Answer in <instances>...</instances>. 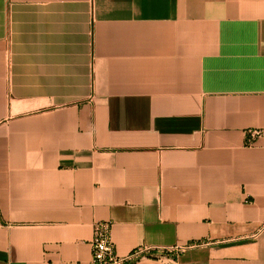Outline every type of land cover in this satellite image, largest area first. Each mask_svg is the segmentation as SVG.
<instances>
[{"label": "crops", "instance_id": "0c3cea01", "mask_svg": "<svg viewBox=\"0 0 264 264\" xmlns=\"http://www.w3.org/2000/svg\"><path fill=\"white\" fill-rule=\"evenodd\" d=\"M255 127L264 0H0V264H264Z\"/></svg>", "mask_w": 264, "mask_h": 264}, {"label": "built area", "instance_id": "2783aa9c", "mask_svg": "<svg viewBox=\"0 0 264 264\" xmlns=\"http://www.w3.org/2000/svg\"><path fill=\"white\" fill-rule=\"evenodd\" d=\"M264 137V127L248 128L246 130V144L252 145L259 138ZM92 257L90 264H135L143 258L164 259V255L151 254L150 247L139 246L127 255H121L116 249L112 236L111 221H97L94 224V234L91 240ZM186 246H174L168 251L179 253Z\"/></svg>", "mask_w": 264, "mask_h": 264}]
</instances>
